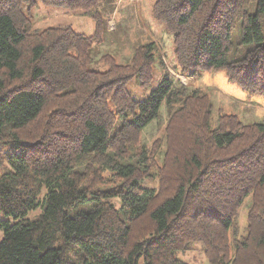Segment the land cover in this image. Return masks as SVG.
Returning <instances> with one entry per match:
<instances>
[{
  "label": "trees",
  "instance_id": "trees-1",
  "mask_svg": "<svg viewBox=\"0 0 264 264\" xmlns=\"http://www.w3.org/2000/svg\"><path fill=\"white\" fill-rule=\"evenodd\" d=\"M40 3L90 16L94 34L35 29ZM112 11L0 0V264H190L196 244L209 264H264V121L214 122L209 93L168 75L150 89L165 64L157 42L99 57ZM152 11L183 72L224 70L264 95V0H155Z\"/></svg>",
  "mask_w": 264,
  "mask_h": 264
},
{
  "label": "rangeland",
  "instance_id": "rangeland-1",
  "mask_svg": "<svg viewBox=\"0 0 264 264\" xmlns=\"http://www.w3.org/2000/svg\"><path fill=\"white\" fill-rule=\"evenodd\" d=\"M154 1L108 0L113 11L107 17L109 31L105 34L106 39L103 44L97 47L99 57L102 54L110 53L116 55L115 57L121 62L133 54L132 50L136 44L157 42L165 64L156 63L155 77L150 89L157 86L164 75H168L175 85H185L191 90L209 93L214 105V122L220 112L235 114L245 123L264 121V95L245 91L236 83L231 82L224 70H202L196 77H192L190 72L181 70L175 56L173 35L168 33L165 26L153 15ZM104 5L106 3L102 6ZM73 12L66 8L46 6L40 3L33 9L31 19L35 29L69 24L79 33L93 35L96 26L94 20L88 15ZM98 67L105 69L107 66L101 63ZM138 89L137 91H140L141 88ZM164 117L166 120V116ZM161 127L158 123L150 126L144 131L145 138L150 141L159 136ZM247 213L248 207H242L239 214L242 228H245L247 224ZM2 236L3 233L0 231V241ZM184 258L190 264H209L201 244H196Z\"/></svg>",
  "mask_w": 264,
  "mask_h": 264
}]
</instances>
